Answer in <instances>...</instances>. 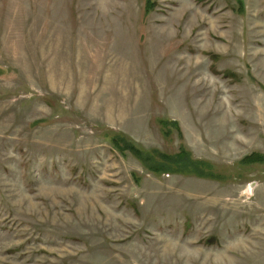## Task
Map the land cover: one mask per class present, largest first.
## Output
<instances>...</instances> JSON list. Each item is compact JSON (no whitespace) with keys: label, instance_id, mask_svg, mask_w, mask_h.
I'll return each instance as SVG.
<instances>
[{"label":"rangeland","instance_id":"374dc122","mask_svg":"<svg viewBox=\"0 0 264 264\" xmlns=\"http://www.w3.org/2000/svg\"><path fill=\"white\" fill-rule=\"evenodd\" d=\"M0 264H264V0H0Z\"/></svg>","mask_w":264,"mask_h":264},{"label":"trees","instance_id":"16d2710c","mask_svg":"<svg viewBox=\"0 0 264 264\" xmlns=\"http://www.w3.org/2000/svg\"><path fill=\"white\" fill-rule=\"evenodd\" d=\"M111 144L113 145L114 149L119 152L124 153L125 151H128L132 155H139V152H137V149L134 147V145L124 137H113Z\"/></svg>","mask_w":264,"mask_h":264}]
</instances>
